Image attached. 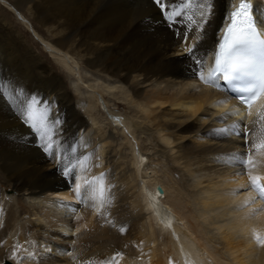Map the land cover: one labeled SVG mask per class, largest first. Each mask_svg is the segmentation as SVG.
Listing matches in <instances>:
<instances>
[{
    "label": "bare ground",
    "instance_id": "obj_1",
    "mask_svg": "<svg viewBox=\"0 0 264 264\" xmlns=\"http://www.w3.org/2000/svg\"><path fill=\"white\" fill-rule=\"evenodd\" d=\"M239 1L214 0L198 42L206 75ZM252 1L264 21V0ZM176 28L183 31L170 29L152 0H0V264H101L116 253L118 264H264L253 235H264V200L249 183L251 173L264 184V149H252L245 169L229 163L246 152L242 138L207 135L243 119L249 147L259 143L264 100L249 117L234 95L195 78ZM33 95L40 109L51 104L50 121L60 118L54 147L61 160L79 159L77 184L104 186L102 206L92 188L78 204L75 185L39 147L20 115ZM125 102L133 117L117 105ZM102 113L132 136L108 130ZM160 158L162 170L153 163ZM184 168L191 178L173 175ZM28 252L37 259L22 261Z\"/></svg>",
    "mask_w": 264,
    "mask_h": 264
},
{
    "label": "snow or ice",
    "instance_id": "obj_2",
    "mask_svg": "<svg viewBox=\"0 0 264 264\" xmlns=\"http://www.w3.org/2000/svg\"><path fill=\"white\" fill-rule=\"evenodd\" d=\"M152 3L158 8L170 29L176 25H183V31L176 28L175 34L179 43L185 47V55L189 60L188 67L193 76L218 88L221 87L218 82L223 81L225 90L236 94V99L247 109V116H252L254 104L264 100V21L258 20L254 16L252 0H240L239 5H233L232 10L227 13L225 26L220 30L222 34L218 35L216 41L214 67L207 75L205 74L206 54H201L198 42L205 34V25L214 15V0H179V2L177 0H152ZM194 17H199V19ZM189 33H192L197 43L190 40ZM17 93L22 95V89H17ZM12 103H16L15 97H12ZM40 104L41 100L33 95L20 111L24 122L39 134V141H42L39 143V147L52 160L57 161L58 173L63 178L70 179L75 185L74 191L78 197V204L86 203L88 189L92 188L93 199H98L99 206H102L105 197L104 186L100 184L96 187V180L86 181L82 190L77 184L79 159L71 161L70 157L65 155L61 160L59 147H54L56 141L53 138V128L61 123L60 118L56 117L50 121L51 104H45L43 109L38 107ZM234 114L239 115L238 112ZM224 118L222 116L219 119L223 120ZM259 119L264 121V113L259 114ZM207 135L221 139H228L232 136L242 138L246 152L239 155L233 154L229 158V163L236 162L245 169L253 165L252 149H264V139H260L259 143H253L249 147L247 123L243 119L240 124L213 130ZM71 153H75L74 148L71 149ZM65 161L70 162L66 163ZM249 183L252 189L258 193L259 198L264 200V184L260 182V177L249 173ZM66 207L72 212L77 211V208L71 204ZM124 231L125 229L121 228V232ZM253 235L255 241L264 247V235L259 232H254ZM15 247L18 249L22 246L16 245ZM25 251L27 252V249ZM45 251L51 252V248H46ZM120 256L122 253H116L115 256L102 261L101 264H118L117 258ZM10 259H16L15 251ZM36 259L37 254L34 252H28L26 256L21 257L22 261Z\"/></svg>",
    "mask_w": 264,
    "mask_h": 264
},
{
    "label": "rangeland",
    "instance_id": "obj_3",
    "mask_svg": "<svg viewBox=\"0 0 264 264\" xmlns=\"http://www.w3.org/2000/svg\"><path fill=\"white\" fill-rule=\"evenodd\" d=\"M18 9H19V11H22V9H20L19 7H17ZM15 13V12H14ZM14 13H12L13 14V17H14V19L16 20V13H15V15H14ZM18 19V18H17ZM16 21H18V20H16ZM20 23V22H19ZM29 31H30V33L32 34V36H33V38H35V41H36V43H37V41H39V39L37 38V36L35 37V35L32 33V31L29 29ZM40 42H38V45H40V47L42 48V45L41 44H39ZM79 71H80V68H77ZM75 70V72H77L78 73V70ZM76 78V76H74V80H75V82L77 83L76 85L77 86H79L80 88H81V86H82V88H83V86L84 85H87L84 81H83V78H81V80L79 79L80 78V76L78 75V80H80V82L77 80V78ZM93 79H96L95 77H93ZM101 80H99V82H100ZM80 83H82V84H80ZM68 84H69V82H68ZM81 85V86H80ZM98 87V88H97ZM96 87V92H100V91H98L100 88H99V86H97ZM84 89V88H83ZM100 94H101V92H100ZM94 95H96V93L94 94ZM101 96H102V94H101ZM109 98V97H108ZM110 98L112 99V102H110L111 103V105H113L116 101H118L119 99H116V97H114V96H110ZM100 99V98H99ZM107 100V99H106ZM116 100V101H115ZM105 102V101H104ZM102 103H103V101H102ZM105 104V106H111L109 103L108 104H106V102L104 103ZM117 105L119 106V108H120V110H122V111H124V112H126L128 115H129V117H133V115H134V112L130 109V106L127 104V102H125V103H123V104H118L117 103ZM113 110H112V112H114V108H112ZM110 114H112V113H110ZM102 115L106 118V120H107V117H106V114H104V113H102ZM107 122H108V130H110L111 131V129L112 130H114V129H118L119 131H120V135L122 134V136H126L127 134H128V132L125 134L124 132H122L123 130H126V129H120V127L118 128V126L117 125H114V126H116V127H114L113 126V124L111 123V121H109V119L107 120ZM110 123V124H109ZM28 126V125H27ZM102 126H104L103 128H107V125L105 124H102ZM113 126V127H112ZM28 128H30L29 126H28ZM114 128V129H113ZM31 129V131L33 132V135H34V138H35V140L38 142V143H40L41 141H39V134L38 133H36V132H34L33 131V129L32 128H30ZM113 133H115V135H116V138H118V133H117V131H112ZM130 132V131H129ZM117 133V134H116ZM131 136H132V134L131 133H129ZM128 134V135H129ZM143 141H144V144L146 145V147L147 148H149V153H153V151H154V147H155V141H153L152 140V138H150V137H147V136H144L143 137ZM152 148H153V150H152ZM138 149H139V147H138ZM140 151V150H139ZM148 157V156H147ZM147 157H145V158H147ZM148 159V158H147ZM161 159V158H160ZM154 160L153 161V163H158V161H160L159 162V164L157 165V167L158 168H160L161 167V170L162 169H165L166 168V165L165 164H168V163H165L164 161H162V159L161 160ZM129 163H131V162H129L128 161V163H127V165L129 164ZM162 166H165V167H163L162 168ZM128 167H130V170H131V173H133L132 171V167H133V165H131V164H129L128 165ZM185 169V168H184ZM184 169H180V172L178 171H174L173 172V175L176 177V178H178L179 176L181 177H184V179H188L189 177L191 178V175H189V172H186L187 170L185 169V171H184ZM183 171V172H182ZM160 174H161V172H160ZM177 175H179V176H177ZM186 176V177H185ZM188 177V178H187ZM181 180H183V179H181ZM147 218L145 219V220H143L144 222H146V220H147V222H146V225L147 224H149V221H150V219H149V217H148V215L146 216ZM176 218V217H175ZM149 220V221H148ZM22 222H24V221H22ZM175 224V222H173V225ZM182 227V226H181ZM161 237V238H160ZM159 237V240H161L162 242L163 241H167V238H166V235H164V236H160ZM14 240V241H13ZM16 240V238H14L13 237V239H12V241L13 242H17V241H15ZM161 241H159L160 243H161ZM21 243L22 242H20V243H18L19 245H21ZM9 261V260H8ZM7 262V261H6ZM6 262L5 263H3V264H6ZM9 262H11V261H9Z\"/></svg>",
    "mask_w": 264,
    "mask_h": 264
},
{
    "label": "water",
    "instance_id": "obj_4",
    "mask_svg": "<svg viewBox=\"0 0 264 264\" xmlns=\"http://www.w3.org/2000/svg\"><path fill=\"white\" fill-rule=\"evenodd\" d=\"M6 264H12L11 262L7 261Z\"/></svg>",
    "mask_w": 264,
    "mask_h": 264
}]
</instances>
